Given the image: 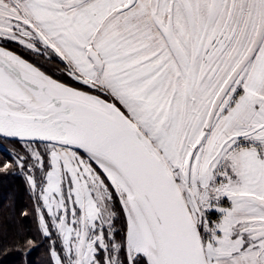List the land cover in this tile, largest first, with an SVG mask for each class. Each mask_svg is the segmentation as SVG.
I'll list each match as a JSON object with an SVG mask.
<instances>
[{
	"label": "snow or ice",
	"instance_id": "6c2138e0",
	"mask_svg": "<svg viewBox=\"0 0 264 264\" xmlns=\"http://www.w3.org/2000/svg\"><path fill=\"white\" fill-rule=\"evenodd\" d=\"M0 40L88 89L0 45L54 264H264V0H0Z\"/></svg>",
	"mask_w": 264,
	"mask_h": 264
},
{
	"label": "trees",
	"instance_id": "16d2710c",
	"mask_svg": "<svg viewBox=\"0 0 264 264\" xmlns=\"http://www.w3.org/2000/svg\"><path fill=\"white\" fill-rule=\"evenodd\" d=\"M7 44L3 46L8 47ZM13 51L41 67L53 78L70 84L65 80L64 65L59 58L47 60L15 42ZM17 152L24 154L20 142L0 137V162L12 159ZM38 204H42V201L36 199L23 171L13 169L7 174L0 172V264H54L50 255L52 247L63 254L61 239L55 229H52L51 237L44 236L38 222ZM114 210L117 212L114 224L119 230L125 226L126 221L118 199L114 201ZM29 241L32 243L29 244Z\"/></svg>",
	"mask_w": 264,
	"mask_h": 264
},
{
	"label": "rangeland",
	"instance_id": "374dc122",
	"mask_svg": "<svg viewBox=\"0 0 264 264\" xmlns=\"http://www.w3.org/2000/svg\"><path fill=\"white\" fill-rule=\"evenodd\" d=\"M6 42H8V44L6 43ZM16 43V42H15ZM3 44H7L8 45V49L9 50H12L13 51V42H11V41H6V40H0V45H3ZM18 44V43H17ZM19 45V44H18ZM21 46V45H20ZM21 47H23V46H21ZM24 48V47H23ZM25 49V48H24ZM26 50V49H25ZM27 51H29V50H27ZM65 80L67 81V82H69L70 84V86H73V87H78V88H81L82 90H85V91H88V89H87V87L86 86H80L79 85V83L78 82H76L75 80H73L71 77H69V76H67L66 74H65Z\"/></svg>",
	"mask_w": 264,
	"mask_h": 264
},
{
	"label": "water",
	"instance_id": "95a60500",
	"mask_svg": "<svg viewBox=\"0 0 264 264\" xmlns=\"http://www.w3.org/2000/svg\"><path fill=\"white\" fill-rule=\"evenodd\" d=\"M1 138H4V139H8V140H16L15 138H6V137H3V136H0ZM43 143V142H42Z\"/></svg>",
	"mask_w": 264,
	"mask_h": 264
}]
</instances>
